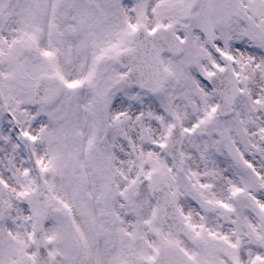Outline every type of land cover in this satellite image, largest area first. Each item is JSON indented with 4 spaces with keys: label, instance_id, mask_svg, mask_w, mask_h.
<instances>
[{
    "label": "snow or ice",
    "instance_id": "obj_1",
    "mask_svg": "<svg viewBox=\"0 0 264 264\" xmlns=\"http://www.w3.org/2000/svg\"><path fill=\"white\" fill-rule=\"evenodd\" d=\"M0 264H264V0H0Z\"/></svg>",
    "mask_w": 264,
    "mask_h": 264
}]
</instances>
